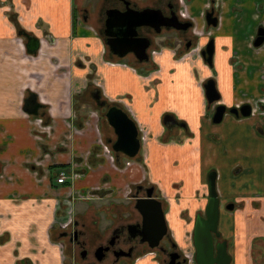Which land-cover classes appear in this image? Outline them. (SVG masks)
<instances>
[{
	"label": "flooded vegetation",
	"instance_id": "af4514ba",
	"mask_svg": "<svg viewBox=\"0 0 264 264\" xmlns=\"http://www.w3.org/2000/svg\"><path fill=\"white\" fill-rule=\"evenodd\" d=\"M54 1L57 2L58 0ZM65 1L68 14L66 16L63 14L60 17L64 20L66 19L69 31L67 36L60 37L55 33L51 21L39 13V0H0V22L6 27V32L14 45V51L11 54L12 69L16 73L20 68L25 74V77L20 80L19 114L27 121H36L37 127L31 130V134L41 138L46 137L51 130V128L48 129L51 122V118L47 113L48 106L37 88L39 83L36 81L40 78L31 74L28 70L32 65L42 64L43 62H46L53 71L58 70L60 75H71L74 70H77L82 74L80 79L81 90L79 93L72 94L68 101L69 108L72 109L73 114L71 113L68 117L63 118L65 120L64 123L67 125L66 132L69 131L67 135L71 136L82 130L84 122L92 118L93 107L95 111L100 113V117L104 122V124L102 122V128L109 135L108 137L105 136V138L102 136L103 141L100 150L104 154V158L111 163L116 173L119 171L124 172L126 169L130 170L132 165H137L140 170V179L127 184L126 192L121 201H127L128 210L126 209L125 212L121 213L119 221L115 218L114 205L109 206L112 207L114 220L109 224L108 233L106 232L107 234L103 235L93 251L85 249L87 242L86 229L87 233H92V228L93 231L96 228L94 227L96 220L91 221L93 223L92 227L88 225L91 228L88 231V228L78 218L69 219L65 214L66 212H64V209L67 208L68 210L70 207L71 201L83 200L84 198H89L90 195L78 192L66 195L65 200H63V206H61L63 209L61 212L58 211L60 213L57 214L59 219L53 225L49 235L50 238L51 235L56 238L54 240L51 238V241L62 252L63 259L61 264L65 261L64 257L67 258L68 264H75L72 259L64 255L65 246L78 248V257L81 261L88 257L91 258L88 262L84 261L85 264H127L129 261L133 262L145 256H149L157 264H166L169 261V257L174 255L176 256L175 263L195 264L192 245L194 221L196 216H204V208L207 201V175L210 172L215 173L214 187L218 203L222 199L216 186L218 173L213 168L206 169L202 173L199 188H195V197L201 190L200 198L204 200V203L202 207L199 206L193 212L190 220H183L186 225L181 227L188 226L190 230L188 234L187 232L184 234V237L188 238V243L192 248L189 257H186V253L181 250L182 248L173 238L169 226L170 221L166 218V213L169 214L174 207L182 208L180 200H182L184 182L174 181L172 177L176 172L181 174L186 171L185 174L188 173L190 166L176 171L175 167L186 161L173 160L171 167L174 169H170V178L167 179V184L165 185L163 183V180L167 178L165 173L151 171L149 167L148 144L152 141L157 146L163 147L167 146V144H171V146L178 145L180 148L190 147L194 137L193 133L184 121L175 116L174 112H163L159 115L158 120L161 132L153 135L149 128L132 111L127 103V95L122 94L115 97H107L105 95L104 81L97 75L95 62L93 61V40H90V38L93 39V21L98 22L95 16L100 15V34L95 36L101 45L102 54H108L114 58L106 61L105 64L109 68L122 67L135 71L145 83V92L152 97L148 107H153L158 101L160 75L162 76L164 70L167 69V57H170V61L173 62V67L168 70L170 75H175L178 70L185 71L186 69L188 73L185 72L189 78L192 77L195 85L200 90L199 103L202 113L199 116V134L209 131L206 129V125L218 124L221 120H224L226 114H229L236 121L251 118V131L258 138H264V0H153L154 4L152 3L148 6L147 3L139 5L137 1L133 0H114L109 1L104 8L102 17L101 11L98 12L99 8L93 5V0ZM95 2L97 4L98 0ZM127 9L139 12L143 10L160 11L163 18L171 21L172 26L160 25L158 27L159 31L147 25L136 27L137 36L135 38L141 39L140 44L142 46L145 43L147 44L145 48L147 60L139 61L131 51H128L123 56L118 55L119 52L127 49H134L138 54H141L138 51L136 42L135 44L130 43L132 39L129 27H122V24L119 23L121 15H115L117 26L111 24L112 27L110 26L108 29L112 37L105 35L107 12L115 10L118 11L117 14H122L127 12ZM167 19H163V22H167ZM166 32L170 34L168 37L157 40ZM110 38L114 41L119 40L120 44L123 43L121 47L119 44L114 47V51L117 54H114L107 44V39ZM218 39L232 40L234 42L233 47L229 48V50L226 45H222L218 49L216 47ZM224 53H226L225 55L228 59L227 63L235 72L232 76V86L235 89L231 88L235 97L232 99L231 104L223 102L222 96L224 94L221 91L219 74L215 70L216 55L222 57ZM57 54L62 57L61 60ZM18 60L21 63L20 66L17 64ZM65 62H67V65H65ZM210 80L213 81L216 94L218 95H211L212 97L217 96V99L211 102L208 100L206 90V85L210 84ZM32 95L35 96L34 102L39 105L35 115L27 114L23 111L24 101L31 98ZM106 106L118 107L133 123L138 141V150L133 157H127L123 153L112 149L116 136L104 118ZM216 107H223L224 112L220 122L213 123L212 116ZM247 108L249 109V114L242 116L239 109L246 111ZM232 111L236 113L234 114ZM204 139L210 140L208 132L204 134ZM202 150L204 151L203 147ZM96 153L93 154L95 155ZM93 158L92 155L89 156L86 159V164L91 166L98 162L97 158L95 160ZM180 158L183 159V157ZM80 163L81 160L77 158L68 166L56 168L52 177L53 185L58 189L71 185L73 180L84 173L83 168H79ZM204 165L207 166V161ZM58 170H64L67 175V181L62 184H56L54 181ZM229 174L231 179H235L240 174L239 167L230 169ZM101 181H109V177L105 176ZM106 190L92 191V194H97L98 199H100L111 194L110 189ZM254 197L256 198V196ZM141 199H152L158 202L164 221L165 234L157 245L152 248L148 246V241H151L146 238V231H144L145 222L134 209L135 201ZM246 199L252 200L253 196L237 195L231 201L227 200L222 203V207L226 209V207L231 205L232 210L234 204L244 205L247 203ZM179 208L177 210L179 217L190 215L186 208L182 210H179ZM148 232L149 230H147ZM217 233L219 237H213V244L225 242L227 252L228 245L218 232V222ZM81 253H84L83 256H81ZM182 261L184 262L181 263Z\"/></svg>",
	"mask_w": 264,
	"mask_h": 264
},
{
	"label": "crops",
	"instance_id": "0c3cea01",
	"mask_svg": "<svg viewBox=\"0 0 264 264\" xmlns=\"http://www.w3.org/2000/svg\"><path fill=\"white\" fill-rule=\"evenodd\" d=\"M38 10L41 15L51 21L57 36L68 35L66 19L60 17L68 14L65 0L57 2L39 0ZM94 33L93 31V39L90 38L93 40V61L97 75L104 81L105 95L107 97L127 95V103L132 111L153 135L161 132L158 120L163 112H174L175 116L184 121L193 133L190 147L180 148L178 145L171 146V144L163 147L157 146L152 141L148 144L149 167L151 171L165 173L167 176L163 180L165 185L170 178V169H174L171 167L173 160L186 161L175 167L176 171L190 166L188 173L176 172L172 177L174 181L184 182L182 200H180L182 208L174 207L169 214L166 213L173 238L182 248L181 250L184 252L188 250V253L185 252L186 257H189V253L192 252L190 244H187L184 237V234L186 232L188 234L190 230L188 226L184 228L181 226L186 225L183 220H190L193 212L204 203V200L200 198L201 190L195 197V188H199L202 173L208 169L204 163L219 159V165L216 168L219 196L224 198V201H231L237 195H252V200L255 202L236 204L232 210L221 207L225 212L222 216L219 215L218 232L227 242L230 264L232 261H234L233 264H253L255 261L253 257L256 255H252V248L264 253V190L254 192L253 186L248 183L247 176L238 175L235 179H231L229 174L233 167H250V164L256 161L255 157L264 153V139L255 136L248 127V122L251 123L252 119L238 120L234 123L226 119V122L230 124L226 130L220 132V145L238 155L237 158L229 157L228 150L222 152L219 147L213 146L204 139V134L208 131L200 134L198 132L199 116L202 113L199 103L200 90L192 77L189 78L186 69L187 73L178 70L175 75H170L168 70L173 67V62L170 61V57H167V69L162 76L160 75L158 101L153 107H148L152 97L145 92L143 79L131 69L107 67L105 62L114 58L108 54H102L101 45ZM233 43L229 39H218L216 47L219 49L222 45H226L229 49L233 47ZM13 51L14 45L6 32V27L0 22V264H61L62 252L49 236L50 230L59 219L57 217L60 213L58 212L60 211L59 202L63 204L66 195L77 192L90 195L89 200L114 198L113 200L117 201L113 203V211L116 213V220L119 221L122 211L126 210L125 206H122L121 199L126 192L127 184L140 179V170L137 165H132L130 170L126 169L118 173L114 171L111 163L104 158L100 150L102 136L105 138L109 135L102 128V122L93 110L92 118L84 122L82 130L71 136L67 135L69 131L66 132L67 125L63 118L73 114L68 101L72 94L79 93L81 90L82 74L77 70H74L71 75H60L58 70L53 71L46 62L30 67L28 72L40 78L36 81L39 83L37 88L48 106L47 113L51 118L48 128L51 130L46 137L41 138L31 134V130L37 127L36 121H27L19 114L20 80L25 77V74L20 68L16 73L12 69ZM225 54L222 57L216 55L215 70L219 74V83L224 94L223 102L231 104L235 97L231 89L233 88L232 76L235 72L227 63ZM58 57L61 60L62 57L59 55ZM65 63L67 65V62ZM17 64L21 65L19 60ZM206 127L209 130L207 125ZM245 145H249L248 148ZM251 146H253L252 152ZM95 152L97 153L94 155ZM91 155L94 157L93 160L97 158L98 162L89 166L86 164V159ZM77 158L81 160L79 168H83L84 173L73 180L71 185L62 189L55 187L52 177L56 168L68 166ZM262 172L264 171L260 167L255 166L256 176L262 175ZM105 176L109 177V181L102 182L101 179ZM106 189H110L111 194L100 199L97 194H92V191ZM253 204L257 205L253 207L254 209ZM178 208L179 210L186 208L190 215L179 217ZM108 209L111 210L112 207ZM64 212L69 219L78 218L89 231L88 225L93 224L91 223L92 214L83 213L72 216L71 207L68 210L64 209ZM254 243L263 245L256 246ZM259 254L260 252L257 253ZM127 264L157 263L149 256H145L133 262L129 261Z\"/></svg>",
	"mask_w": 264,
	"mask_h": 264
},
{
	"label": "water",
	"instance_id": "95a60500",
	"mask_svg": "<svg viewBox=\"0 0 264 264\" xmlns=\"http://www.w3.org/2000/svg\"><path fill=\"white\" fill-rule=\"evenodd\" d=\"M117 13L118 11L115 10L111 12L109 11V13L107 12L105 35L108 37H112L108 32V29L110 28L111 24L117 26L115 22V15H121L119 17V19L121 20L119 23L122 24V27H129L130 36L132 39V42L130 41V43L135 44L136 42V44L138 45V51L141 54H138L134 49H127L119 52L118 55L123 56L128 51H131L139 61L147 60V55L145 53L147 44L145 43L142 46L140 44L141 39L135 38L137 36L136 27L140 25H147L158 30V27L160 25L168 27L172 26L170 19L163 18L160 11L143 10L139 12L127 9V12L125 13ZM123 14L124 16H122ZM163 19H167V22H163ZM107 44L109 45L113 53L117 54L114 51V47H116L118 44L121 47L123 43L120 44L119 40L114 41L112 38H110L107 39ZM206 90L209 102L217 99L218 95L216 94L213 81L210 80V84L206 85ZM211 95L217 96L212 97ZM34 98L35 96L32 95L31 98L24 101L23 111L27 114L35 115V112L39 107V105L34 102ZM239 111L242 116H247L249 114L248 108L246 111H241V109H239ZM223 112V107H216L215 112L212 116V122H220ZM232 112L234 114L236 113L235 111ZM104 118L106 119L108 125L112 128L116 136V140L112 145V149L116 152L123 153L127 157H133L138 150V141L136 139V131L133 123L126 117L121 109L115 106H106ZM214 177V172H210L207 175V201L204 208V216H196L193 225L192 245L194 248L193 258L195 264H229L230 262V257L226 252V243L218 242L216 244H213V237H219L217 233L219 203L214 187ZM231 208V205L226 207V209ZM134 209L138 212V214L141 215V217L143 218V222H145L144 231H146V238H149L151 241L149 242L147 239L149 243L148 246L150 248L156 246L158 241L165 234V226L159 203L152 199L136 200ZM147 230H149L148 233ZM83 254L84 253H81V256H83ZM175 258V255L169 257V261L166 264H180L178 262H174ZM183 262L184 261H182L181 263Z\"/></svg>",
	"mask_w": 264,
	"mask_h": 264
},
{
	"label": "rangeland",
	"instance_id": "374dc122",
	"mask_svg": "<svg viewBox=\"0 0 264 264\" xmlns=\"http://www.w3.org/2000/svg\"><path fill=\"white\" fill-rule=\"evenodd\" d=\"M95 1L96 0H93V2H94L93 5L97 6V8H99L98 12L101 11L100 13H101V17H102L104 8L107 6L109 1H114V0H98L97 4ZM133 1H135V2L137 1V3L139 5H144L147 3V6H148V5H151L152 3L154 4L153 0L152 1H150V0H133ZM99 16H97V15L95 16L98 19V22L93 23V31L95 32L96 36H99V34H100L101 24L99 22ZM93 22H95V20ZM169 35L170 34H168V32L163 33L162 37L157 38V40L168 37ZM92 110L95 112L96 116L99 118V121L101 120V122H103L102 118L100 117V113L95 111V109H93V107H92ZM226 119H229L230 123L236 122V119L233 116L226 114L224 116V120L223 121L221 120L220 123L208 125V128H209L208 136L210 137L209 142L213 146L215 145V146L219 147V149H221L220 151H222V152H227V150H228L229 157L235 156L234 158H237L238 155L236 153H233V151L231 149L220 145V132H222L223 130H226V128H228L229 124H230V123L226 122L227 121ZM244 119H247V118H244ZM103 124H104V122H103ZM248 127L250 129V123L249 122H248ZM206 129H207V127H206ZM102 141H103V139H102ZM245 146H246V148H248L249 145H245ZM263 148H264V144H263ZM252 151H253V146H251V152ZM255 158H256V161L252 162L250 164V167H242V166L239 167V170H240L239 176H247L248 177V179H247L248 183L253 186L254 192L258 193V192L264 190V174H263L264 172L261 173L262 175L256 176L255 166L260 167V169H262V171H264V153L262 155L256 156ZM218 165H219V159H217L211 163L207 162L208 168H213L214 171L216 170ZM218 185H219V182L216 183L217 187H218ZM257 193H255V194H257ZM224 197L226 198L227 196H224ZM113 199L110 200L108 198L106 200H89L88 198H84L83 200H74V201L70 202V207L72 210V216L78 215V214H83V213H89V214H92V219H93L92 221L98 220L96 223V228L94 229V231L92 228V233H90V232L87 233V229H86L87 242H86L85 249H88V250L91 249V251H93L94 248L96 247L97 243L99 241H101L103 235L106 232L108 233V228H110L109 224H111V222H113V220H114V214L112 213L111 210L108 209V207L116 201ZM223 199H221L222 201L220 200L221 203L219 202V205H220L219 215L220 216H222V213L225 212L224 210L221 209V207L223 206L222 203L225 202ZM245 201H247V203H245V204H249L250 202H255V200H251V199H246ZM126 203H127V201L124 200V202H122V206H125V208L128 210ZM59 205H60L59 210L61 212V210L63 209L61 206H63V204H61V202H59ZM234 205L236 206V204H234ZM256 206H257L256 204H253L252 208L256 207ZM70 207H69V209H70ZM125 211H122V212H125ZM51 238L53 240L56 239L53 235H51ZM187 239L188 238H186V240ZM188 241L189 240H187V244H189ZM254 244L256 246L263 245L261 243H259V244L254 243ZM252 249H253L252 255H256L255 257H253V259H255L253 264H255V263L264 264V253H262L261 250L256 251L255 248H252ZM185 252L188 253V250ZM259 252H260V254L257 255V253H259ZM63 253H64V255H67L68 258L72 259L75 264H85L84 261L88 262L89 260H91V258L88 257L84 261H81V259L78 257V248H76V247H71V246L66 247L65 246ZM64 259H65V261L63 262V264H68V261H66L67 258L64 257ZM233 263H234V261H232L231 264H233Z\"/></svg>",
	"mask_w": 264,
	"mask_h": 264
},
{
	"label": "built area",
	"instance_id": "2783aa9c",
	"mask_svg": "<svg viewBox=\"0 0 264 264\" xmlns=\"http://www.w3.org/2000/svg\"><path fill=\"white\" fill-rule=\"evenodd\" d=\"M54 181L56 184H62L65 181H67V175L66 172L64 170H58L57 174L54 178Z\"/></svg>",
	"mask_w": 264,
	"mask_h": 264
}]
</instances>
